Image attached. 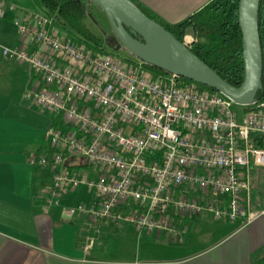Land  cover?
<instances>
[{"label": "built area", "instance_id": "obj_1", "mask_svg": "<svg viewBox=\"0 0 264 264\" xmlns=\"http://www.w3.org/2000/svg\"><path fill=\"white\" fill-rule=\"evenodd\" d=\"M9 13L36 48L3 55L29 66L40 87L26 99L59 119L45 133L47 153L33 161L48 172L47 206L84 187L96 202L72 215L172 236L202 215L259 217L250 169H264V102L241 106L176 74L72 43L47 15L0 2V18Z\"/></svg>", "mask_w": 264, "mask_h": 264}, {"label": "crops", "instance_id": "obj_2", "mask_svg": "<svg viewBox=\"0 0 264 264\" xmlns=\"http://www.w3.org/2000/svg\"><path fill=\"white\" fill-rule=\"evenodd\" d=\"M135 1L158 19L177 24L212 0ZM0 2L36 13L30 1ZM17 48L36 47L9 13L0 18V264H264L263 168L250 169L251 199L259 217L229 222L202 215L183 224L175 236L91 221L79 213L67 217L66 212L96 202L84 187L47 206L43 187L48 172L33 161L47 153L45 133L59 119L26 99L40 84L28 65L3 55L4 49ZM68 163L87 173L81 161Z\"/></svg>", "mask_w": 264, "mask_h": 264}, {"label": "water", "instance_id": "obj_3", "mask_svg": "<svg viewBox=\"0 0 264 264\" xmlns=\"http://www.w3.org/2000/svg\"><path fill=\"white\" fill-rule=\"evenodd\" d=\"M106 15L120 43L143 63L209 87L241 106L255 103L262 89L260 0L239 1L245 78L235 87L205 64L131 0H91ZM140 38V39H139ZM67 217L71 216L68 211Z\"/></svg>", "mask_w": 264, "mask_h": 264}, {"label": "trees", "instance_id": "obj_4", "mask_svg": "<svg viewBox=\"0 0 264 264\" xmlns=\"http://www.w3.org/2000/svg\"><path fill=\"white\" fill-rule=\"evenodd\" d=\"M133 1L148 17L161 24L178 41L198 56L229 84L239 87L245 78L242 33L239 25L240 0H212L198 12L177 24L155 17L148 9ZM42 9L62 32L75 34L77 40L103 50V37L87 25L88 9L85 0H39ZM259 29L263 50L262 89L255 102H264V0H260ZM79 38V39H78ZM140 39V38H139ZM152 71L162 70L146 65ZM189 82L188 79H186ZM203 90L217 92L198 84Z\"/></svg>", "mask_w": 264, "mask_h": 264}, {"label": "rangeland", "instance_id": "obj_5", "mask_svg": "<svg viewBox=\"0 0 264 264\" xmlns=\"http://www.w3.org/2000/svg\"><path fill=\"white\" fill-rule=\"evenodd\" d=\"M26 1H30L33 4V9L36 8L35 11L36 13L44 14L39 0H26ZM85 1H86V7L88 9L87 25L94 33L103 37L104 39L103 52L115 56L126 63H132V62L141 63L142 61L139 58H137L135 55H133L129 50H127L117 39L103 11L91 0H85ZM61 36L63 38H67L72 43L93 48V46H89L90 44L84 43L81 39L78 41L76 35L73 33L68 34L67 32L61 31Z\"/></svg>", "mask_w": 264, "mask_h": 264}]
</instances>
